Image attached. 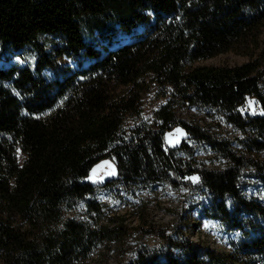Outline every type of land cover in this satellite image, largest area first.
I'll return each mask as SVG.
<instances>
[{
  "label": "trees",
  "instance_id": "16d2710c",
  "mask_svg": "<svg viewBox=\"0 0 264 264\" xmlns=\"http://www.w3.org/2000/svg\"><path fill=\"white\" fill-rule=\"evenodd\" d=\"M226 52L249 60L195 65ZM9 54L23 65L0 68V264L106 259L127 233L122 217L100 202L76 210L120 181L205 188L219 203L202 215L229 235L218 251L160 232L125 264H264V203L238 184L242 168L264 183V0H0V61ZM149 94L165 100L152 121L140 119ZM250 98L260 113L243 115ZM190 108L224 118L242 150L179 117ZM174 127L231 167L183 162L188 147L165 144Z\"/></svg>",
  "mask_w": 264,
  "mask_h": 264
},
{
  "label": "rangeland",
  "instance_id": "374dc122",
  "mask_svg": "<svg viewBox=\"0 0 264 264\" xmlns=\"http://www.w3.org/2000/svg\"><path fill=\"white\" fill-rule=\"evenodd\" d=\"M118 38H124V36ZM100 41L103 42L104 40L100 39ZM248 60L249 57L234 52H226L218 54L214 58L197 62L195 65L233 67L245 64ZM61 61H64L73 69L77 68V62L72 59L63 58L59 62ZM17 63L23 65L17 54H9L8 60L0 61V68ZM249 101L253 103L249 104ZM164 102V99L155 97L154 94L144 96L140 119L152 121L153 112ZM246 102L242 111L243 115L260 113L258 105L252 98ZM179 117L187 123L200 126L217 141L225 139L227 143H230L233 151L242 150L241 145L245 140L244 136L214 112L198 111L190 108L185 114H179ZM177 129L182 130L180 127H174L173 130L165 132V144L168 148H174L179 146L181 142L184 143L188 150L180 151L177 149L179 152L177 153L178 157L183 162L192 163V166L202 170L208 168L215 171H224L231 167V164L223 155L213 153L210 150L207 142L187 139L183 130L178 132ZM262 156V154L258 155L257 159H261ZM246 158L252 159L254 155ZM250 172L252 171L248 168L240 169L238 176L239 188L247 202L262 201L264 203V183L253 176L251 177ZM191 177L197 176L193 175ZM89 202H100L103 205L104 217L121 216L123 224L127 228L123 240L119 244L111 245V252L106 259L99 261V258L94 256V260L90 264H125L131 261L140 247H157L159 245L157 234L165 231L166 235H172L177 228H180L192 242H199L218 251L225 249L226 241L229 238L227 233L221 232L215 227L211 219L202 215L201 211L204 205L219 203V200H214V196L205 188L198 187L189 190L182 185L175 188L166 187L165 185L141 187L140 185L129 184L128 186L120 181L112 189L98 188L92 196L87 197L78 205L76 213L82 215L85 212V204ZM225 203L230 207L234 201L227 197ZM102 221L105 223L104 220Z\"/></svg>",
  "mask_w": 264,
  "mask_h": 264
},
{
  "label": "snow or ice",
  "instance_id": "6c2138e0",
  "mask_svg": "<svg viewBox=\"0 0 264 264\" xmlns=\"http://www.w3.org/2000/svg\"><path fill=\"white\" fill-rule=\"evenodd\" d=\"M251 103H253V102L252 101H249V104H251ZM176 131L182 132V130H180V129H177ZM169 135H171V134H169ZM102 163L107 164L108 162L107 161H104ZM99 167H100V165H97V168H99ZM92 171H93V174H95L96 169L94 168ZM107 174L108 175H114L115 172L114 171H111V172H108ZM93 178H94L93 176L88 177V179H93ZM95 179H103V177L102 176L95 177ZM188 179H191L193 182H196L198 180V177H188Z\"/></svg>",
  "mask_w": 264,
  "mask_h": 264
},
{
  "label": "built area",
  "instance_id": "2783aa9c",
  "mask_svg": "<svg viewBox=\"0 0 264 264\" xmlns=\"http://www.w3.org/2000/svg\"><path fill=\"white\" fill-rule=\"evenodd\" d=\"M255 191V190H254Z\"/></svg>",
  "mask_w": 264,
  "mask_h": 264
}]
</instances>
